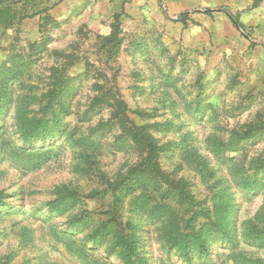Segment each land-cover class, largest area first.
<instances>
[{
    "label": "rangeland",
    "instance_id": "374dc122",
    "mask_svg": "<svg viewBox=\"0 0 264 264\" xmlns=\"http://www.w3.org/2000/svg\"><path fill=\"white\" fill-rule=\"evenodd\" d=\"M0 9V264H124L112 242L130 230L147 264H264L263 13L242 28L218 20L221 33L245 37L238 50L213 28L187 41L185 27L163 26L160 3L0 0ZM119 100L206 215L194 218L150 174L115 208L108 183L146 156L114 116ZM32 119L50 135L24 141L20 122ZM63 188L73 200L49 206ZM95 189L104 192L87 197ZM217 223L228 235L208 231L209 249L190 262L168 244Z\"/></svg>",
    "mask_w": 264,
    "mask_h": 264
},
{
    "label": "trees",
    "instance_id": "16d2710c",
    "mask_svg": "<svg viewBox=\"0 0 264 264\" xmlns=\"http://www.w3.org/2000/svg\"><path fill=\"white\" fill-rule=\"evenodd\" d=\"M4 16V11L0 9V19ZM114 116L119 117L121 123L120 127L123 134L127 135L129 140L146 152V156L142 160V163H140L142 166L141 170H138V168H131L125 172H120L113 182L108 183V188L112 193L115 208H118L121 205L125 195L134 191L136 181L140 175L150 174L155 180H160L165 183L168 188L171 187L170 189L176 192L180 199L187 201V205L194 209V218L203 216L206 213V209L200 206L202 202L197 200L186 187L189 182L183 178L174 180L161 170L157 162V157L160 152L165 151L163 148L164 146H161L158 143L157 139L147 130L145 125H137L133 122L127 123L124 120V117H126L124 102L120 100L118 101ZM51 122L56 123L57 126H59L60 123L58 117L54 118ZM20 129L22 130L21 138L26 142L45 138L50 135L48 122L44 119L22 121L20 122ZM247 189L251 190L253 187L249 186ZM103 192V190L95 189L90 191L87 197L101 196ZM73 197L74 194L72 191L63 188L57 192L54 199L49 201V206L57 208L65 207L67 203L73 200ZM68 221L72 225H78L81 221V216L74 214ZM100 229H102V226H99L96 231H99ZM208 231L216 232L222 236L228 235L227 227L222 223H217L210 229H204L203 226L198 230H192L190 232L180 231L170 237L168 244L171 249H174L180 256H183L186 261L190 262L193 253H203L209 249ZM261 233H264V230H261ZM52 235L55 236V233L52 232ZM255 237L259 238L261 235L255 231L252 238ZM136 242L137 239L134 231L130 230L124 233L115 234L112 245L116 247L117 256L123 260L124 264H136L138 260H140L142 264H147L146 258L138 254L139 252ZM224 242H232V239H226Z\"/></svg>",
    "mask_w": 264,
    "mask_h": 264
},
{
    "label": "crops",
    "instance_id": "0c3cea01",
    "mask_svg": "<svg viewBox=\"0 0 264 264\" xmlns=\"http://www.w3.org/2000/svg\"><path fill=\"white\" fill-rule=\"evenodd\" d=\"M147 2L148 5H158L160 3L161 9L164 12L163 26L166 28H182L185 27L184 36L187 41L192 39L191 32L199 30L204 35L205 32L210 33L211 29H217L219 24L218 20H223L226 28H231L232 22L237 27H241L244 21H249L253 18L258 20L260 14H264V0H139ZM184 24L180 21H172L167 19L166 14L176 15L186 13ZM224 27V28H225ZM220 29V28H218ZM218 35L221 38L234 39L238 50L244 49L246 46L245 37L237 34L235 28L230 29L226 33ZM239 30V28H238ZM247 38V37H246Z\"/></svg>",
    "mask_w": 264,
    "mask_h": 264
}]
</instances>
